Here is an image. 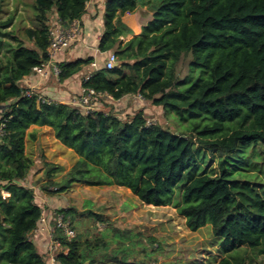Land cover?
Returning <instances> with one entry per match:
<instances>
[{"label":"trees","instance_id":"1","mask_svg":"<svg viewBox=\"0 0 264 264\" xmlns=\"http://www.w3.org/2000/svg\"><path fill=\"white\" fill-rule=\"evenodd\" d=\"M89 1L34 0L37 27L25 30L33 48L19 41L0 61L6 120L0 139V264H45L29 238L43 208L22 184L32 165L25 154L31 126L51 128L77 156L59 183L51 181L58 167L45 163L49 181L42 190L56 186L53 193L61 194L75 183L124 187L144 204H173L192 232L209 226L225 255L214 264H242L231 254L240 246L264 256V184L250 182L246 174L245 180L234 178L250 167L264 173V0H105L96 50L114 53L117 64L93 70L81 86L110 96L109 110L84 113L66 103H38L37 91L25 96L32 68L48 59V15L54 11L66 26L83 18ZM141 7L152 8V18L135 31L124 19ZM188 56V73L180 79L175 69ZM94 61L92 56L62 60L58 82L73 79ZM138 95L173 115L183 131L148 123L143 110L125 118L114 112L113 102ZM207 153L218 156L217 173L201 167L210 161ZM56 212L77 231L76 223L87 218L105 222L91 210ZM52 227L68 248L57 256L62 264H149L129 261L132 253L123 247L108 259L110 245L94 250L82 244L79 232L67 239ZM111 232L114 242L127 238L111 227L103 237Z\"/></svg>","mask_w":264,"mask_h":264},{"label":"rangeland","instance_id":"2","mask_svg":"<svg viewBox=\"0 0 264 264\" xmlns=\"http://www.w3.org/2000/svg\"><path fill=\"white\" fill-rule=\"evenodd\" d=\"M103 1L97 0L98 4H102ZM33 4L34 0H0V61H4L9 45H16L19 41L24 46L33 48L32 43L25 37L27 28L37 27ZM98 9L96 8L97 11ZM152 11L150 7H141L124 20L128 27L136 31L151 20ZM94 19L95 17L91 18V27L87 36L83 30L87 25L85 21L82 23L80 37L69 47L72 52L73 49L76 50L79 45H82L81 50L71 53L69 59L77 56L83 58L92 56L96 59L98 68H101L106 60V55L97 57L99 53L96 51L94 40L100 25L96 24ZM9 21L11 23L5 25ZM48 23L50 28L55 25L56 16L54 11L48 15ZM132 37L133 35L131 34L122 38V40L126 42ZM189 61L190 57L188 56L185 59L182 58L178 63L175 69L178 78L181 79L187 75ZM90 70L89 67L80 74L90 72ZM79 75L74 77L73 80L81 83ZM50 78L56 85L59 84L52 76ZM58 88L59 85L55 90L57 91ZM79 92L75 93L73 88H70L65 90L64 95H60L61 99L59 100L70 104L78 97ZM48 98L51 97L49 96ZM59 100L54 98L53 101L59 102ZM112 104L114 112L121 118L131 117L137 110H143L145 118L150 123L158 124L162 128L176 133L183 131L181 123L173 115H166L161 107L154 106L148 101L130 96ZM109 105L110 102L106 98H99L94 108L108 111ZM0 109L3 110L4 106L0 105ZM183 124L185 125L186 123ZM27 131L25 154L31 159L32 165L27 178L22 184L34 191L36 202L44 204L46 197L52 196L58 206L53 210H64L69 207L75 208L78 212L91 210L105 219V222L99 224L91 218L76 223L79 231L74 230V232L75 234L76 232L81 234L83 245H88L94 250L99 249L104 243L105 245H110L106 253V258L108 259L112 258L114 249L128 248L129 253H132L128 256L129 261L139 262L145 260L149 264H214L225 256L218 241L212 237L211 228L205 226L195 232L190 231L186 226L185 218L178 213L173 204L162 207L150 206L142 203L129 189L119 186L91 187L75 183L61 194L53 193V190L57 189L56 186L50 187V192L42 190L49 181L45 177V172L48 169L45 163L58 167L51 181L59 183L71 169L77 156L54 137L51 128L31 126ZM30 133L35 135L34 140L29 138ZM261 152L262 157H264V151L261 150ZM207 161L209 162L202 163L201 167L205 168L208 173H211L212 170L217 173L218 156L207 153ZM261 162L262 160H259L258 165ZM250 169L248 173L243 171H240L241 173L236 172L234 178L245 180L248 177L247 180L250 182L264 184V173L258 170V166L250 167ZM262 170H264V164H262ZM4 196L7 197L8 195L4 193ZM59 214L61 215V213ZM65 221L69 223L68 220ZM53 224L55 225V222ZM110 227L123 231L127 238L122 237L117 243L113 241V232L103 237ZM29 238L33 243H36L35 235L30 234ZM35 245L37 246V244ZM132 248L134 251H131ZM143 253L148 254L147 256L149 257L146 258ZM101 254H105V252L103 250L98 251L97 255L101 257ZM231 254L242 264H264V256L255 254V251H252L247 246H240ZM42 255L44 256V254ZM85 264H88V262ZM95 264L100 263L97 262Z\"/></svg>","mask_w":264,"mask_h":264},{"label":"built area","instance_id":"3","mask_svg":"<svg viewBox=\"0 0 264 264\" xmlns=\"http://www.w3.org/2000/svg\"><path fill=\"white\" fill-rule=\"evenodd\" d=\"M81 33H82V20H75L66 26H62L61 24L56 22L55 25L49 29L50 40L47 51L48 59L42 65L33 67L31 75L34 76L36 79H38V81L48 80L51 76L58 81V75L60 73L58 64L60 63L61 60L60 58L66 52H68L71 44L80 37ZM116 64H117V57L115 56V54L111 52L107 53L103 67L106 69H112L113 67L116 66ZM90 69H91L90 72H85L79 75L81 82L80 85L83 82H86L90 78L91 72L93 70L98 69L96 60L93 63H91ZM33 94H35V89H33V87L30 86L26 87L24 95L27 97H31ZM135 97H137L140 100H143V98L139 95ZM99 98H106L112 100V98L107 94L95 92L92 89H87L81 86L78 97L74 99L72 102L70 101L71 102L70 104L69 103L67 104L73 107H77L81 109L84 113H87L89 111L95 110L94 107ZM52 101H53L52 99L44 95L38 94L37 96L38 103L39 102L50 103ZM148 123H150L149 120ZM5 125H6V120L3 119V110L0 109V139L6 133ZM52 220H54L55 226L61 230L62 235L67 239H71L75 235V232L73 229L70 228L69 223H67V221L63 219V216L60 215L59 213L53 212ZM39 222L40 224H42V229H43L44 226L46 225L44 220V212L42 213V217L39 220ZM43 230H45L48 235L47 250L44 253V256L41 255L45 264H62L58 260L57 256L60 253L66 255L68 253V248L61 244V241L56 236L53 227Z\"/></svg>","mask_w":264,"mask_h":264},{"label":"crops","instance_id":"4","mask_svg":"<svg viewBox=\"0 0 264 264\" xmlns=\"http://www.w3.org/2000/svg\"><path fill=\"white\" fill-rule=\"evenodd\" d=\"M104 2H105V0L103 1L102 4H100V3L98 4L97 0H90L86 6V13L84 14L83 18L81 19L82 23H84V21H85V23L87 25V26H85V28H83L86 36H87V33L89 32L90 27H91V18L92 17L93 18L95 17L94 21L96 22V24L100 25V29L98 31V34L95 35V40H94L95 47L97 46L98 37L102 33L101 18H102L103 11H104L103 10ZM96 8H99L98 11L96 10ZM86 40H84V41L86 42ZM81 47H82V45H79L78 48H76V50H81ZM76 50L73 49L72 52L70 50H68V52H66L60 58L61 59L60 62L62 60H68L71 57L70 56L71 53H75ZM105 55L106 54L99 53V56H97V57H101V56H105ZM77 57H80V56H77ZM77 57H74V58H77ZM24 85L26 87H28V86L33 87V89H35V91L39 92V94H41V95H44V96L49 95L51 97L50 99H52V100H54V98L58 99V100L61 99L60 95H64L65 90H68L70 88H73V91L75 93H78L80 90V87H81L80 83L75 82V80H73V79H70V80H67L63 83H59L58 84L59 88L56 91L55 89L58 87V85H56L54 83V81L51 80V78L48 80H44V81H38V79H36L32 75H30L26 79V81L24 82ZM49 96H47V97H49ZM63 97L65 98V96H63ZM61 101L62 100H59V102H61ZM61 103H63V102H61ZM33 127L39 128L38 126H33ZM27 135H28V131H27ZM35 201H36V199H35ZM36 203L39 204L38 202H36ZM43 203L44 204H39L43 208L44 220H45V224H46L43 229L52 228V226L54 225L53 224L54 222H52L53 221L52 220L53 212H56V210H53V209H56L58 207L57 202L55 201V199H53L52 196H50V197H46V200ZM45 207H47V208H45ZM43 229H42V224H40V222H38L37 228L32 233V235H35V242L36 243H34V244H37V246L36 245L35 246L38 247V249H39L38 251L41 255L44 254L47 250V238H48L47 232Z\"/></svg>","mask_w":264,"mask_h":264}]
</instances>
